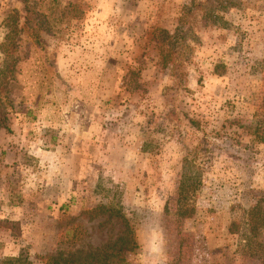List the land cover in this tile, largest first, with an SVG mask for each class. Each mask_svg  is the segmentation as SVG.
Returning a JSON list of instances; mask_svg holds the SVG:
<instances>
[{"label": "rangeland", "instance_id": "rangeland-1", "mask_svg": "<svg viewBox=\"0 0 264 264\" xmlns=\"http://www.w3.org/2000/svg\"><path fill=\"white\" fill-rule=\"evenodd\" d=\"M24 1L0 0V42ZM33 1L50 31L6 101L0 262L92 250L124 215L131 264H264V0H59L60 22Z\"/></svg>", "mask_w": 264, "mask_h": 264}, {"label": "trees", "instance_id": "trees-1", "mask_svg": "<svg viewBox=\"0 0 264 264\" xmlns=\"http://www.w3.org/2000/svg\"><path fill=\"white\" fill-rule=\"evenodd\" d=\"M50 1V4L52 3L49 6L51 16H53L54 22H60L63 15L59 14V16L55 17L57 12L56 8L60 4V1ZM217 1L223 2L226 6H232L234 3L233 0H205L197 2L192 9H202L207 4L211 5ZM37 6V2L25 0L23 8L12 10L5 19L7 30L3 41L0 42V50L5 55L3 65L0 68V130L3 128L9 129L7 124L9 108L7 107L6 101L9 100L10 85L15 78L17 62L19 60L18 53L23 36L28 34V36L36 38V41L40 42L42 29L50 31V28L45 26L46 21L44 18H41L43 14L38 12ZM163 32L169 38H172V35L166 29ZM162 40L165 41V37ZM162 58L164 64L169 61L168 55L166 54H163ZM192 123L198 125L195 120H192ZM252 134L255 135V133ZM256 139H261L262 141L263 138L256 136ZM198 183L200 182L196 181L194 185ZM261 207V201H257L255 207L249 212V219L251 220L249 230L254 232V234H257L261 227L260 221L257 220V215H260ZM114 212L112 211V213ZM120 217L124 226L115 238L108 240L101 246L94 247L92 250L76 248V243H70L68 248H60L57 250L55 256L51 258L50 264H131L128 260V254L134 252L139 247V243L128 220L124 215ZM234 226L235 223L229 227V233L239 235V232H237ZM0 264H31V261L27 254L19 253L5 257Z\"/></svg>", "mask_w": 264, "mask_h": 264}]
</instances>
